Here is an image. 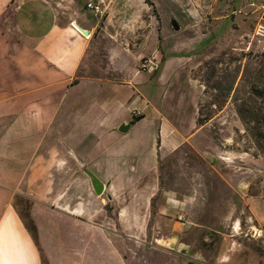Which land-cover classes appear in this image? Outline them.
I'll list each match as a JSON object with an SVG mask.
<instances>
[{"label":"rangeland","instance_id":"obj_1","mask_svg":"<svg viewBox=\"0 0 264 264\" xmlns=\"http://www.w3.org/2000/svg\"><path fill=\"white\" fill-rule=\"evenodd\" d=\"M77 1L84 9L86 0ZM128 1L126 6L127 0H120L116 21L108 26L109 39L150 59L170 56L168 70L180 58L183 86L168 88V96L188 116L193 112L189 102L175 104L171 94L190 95L198 88L195 116L203 123L195 137L162 158L157 121L134 122L124 133L116 129L113 155L107 154L115 171L110 176L99 172L107 157L97 158L94 137L80 146L65 143L72 155V205L83 202L81 231L100 234L108 242L104 264L112 258L120 264H223L225 255L227 264H239L255 248L244 235L248 209L243 204L264 210V38L256 35L264 24V0H150L149 8L142 0ZM84 13L80 24H93L92 13ZM155 73H149L150 103L161 107L166 86L161 87ZM87 99L85 94L83 102ZM258 112L261 122L253 119ZM60 115L51 130L69 128L71 120ZM77 115L82 124L78 131L84 130L92 112L87 119L84 111L71 118ZM86 169L110 181L101 195L92 189ZM23 198L26 205L29 198Z\"/></svg>","mask_w":264,"mask_h":264},{"label":"crops","instance_id":"obj_2","mask_svg":"<svg viewBox=\"0 0 264 264\" xmlns=\"http://www.w3.org/2000/svg\"><path fill=\"white\" fill-rule=\"evenodd\" d=\"M103 4L105 13L98 18L77 0H0V264H104L108 242L100 234L81 231L83 202L72 205V155L65 143L80 146L94 137L91 141L100 149L97 158L107 157L99 163V172L110 176L115 171L107 154L113 155L111 139L119 138L115 131L121 123L157 121L160 158L190 141L202 127L194 108L199 90L192 89L191 80L190 95L171 94L175 104L189 102L191 115L181 113L168 96V88L183 86L181 59L168 70L170 56L150 59L140 50L111 42L108 26L116 21L120 0ZM85 10L95 21L82 26ZM144 58L151 62L146 69ZM150 72L166 86L161 107L150 103ZM62 105L66 109L61 110ZM79 111L86 119L92 112L81 131V116L71 118ZM59 113L71 120L69 128L51 130ZM23 197L29 198L26 205ZM243 207L248 209L244 235L256 249L239 264H264V210L248 203ZM235 223L233 236L239 233ZM107 253L114 257L112 251ZM229 259L225 255L222 263ZM108 264L120 263L112 258Z\"/></svg>","mask_w":264,"mask_h":264},{"label":"water","instance_id":"obj_3","mask_svg":"<svg viewBox=\"0 0 264 264\" xmlns=\"http://www.w3.org/2000/svg\"><path fill=\"white\" fill-rule=\"evenodd\" d=\"M172 23V27L175 29V30H178L180 28V25L172 20L171 21ZM82 32L84 34H87L88 32L86 30H83L81 29ZM132 123V122H130ZM130 123H121L119 126H118V130L121 131V132H126L129 127H130ZM208 158L209 159H212L213 156L211 154H208ZM81 165H83V163H80ZM85 173L86 175L89 177L90 179V183H91V186H92V189L94 190V192L99 196L101 195L103 192H104V188H105V183L102 182L101 180H99L93 173H91L90 171H88L87 169L85 170ZM173 241L170 242V246L173 247L172 245ZM179 250L183 251V249L185 248H178Z\"/></svg>","mask_w":264,"mask_h":264},{"label":"built area","instance_id":"obj_4","mask_svg":"<svg viewBox=\"0 0 264 264\" xmlns=\"http://www.w3.org/2000/svg\"><path fill=\"white\" fill-rule=\"evenodd\" d=\"M105 0H88L86 2L85 8L91 11L96 17L101 18L105 13ZM256 35L264 38V24H259L256 29ZM150 60L144 58L142 60V69H146L150 66Z\"/></svg>","mask_w":264,"mask_h":264},{"label":"trees","instance_id":"obj_5","mask_svg":"<svg viewBox=\"0 0 264 264\" xmlns=\"http://www.w3.org/2000/svg\"><path fill=\"white\" fill-rule=\"evenodd\" d=\"M147 3H149L150 5H153V3L150 1V0H145ZM260 118H261V114L258 112V113H256L254 116H253V119L256 121V122H261V120H260ZM134 120L135 119H137V117H134L133 118ZM203 120L201 119V118H197V122L201 125L203 122H202ZM133 123V122H132ZM29 229H31V231H35V229H34V226H33V224H30V227H29Z\"/></svg>","mask_w":264,"mask_h":264},{"label":"bare ground","instance_id":"obj_6","mask_svg":"<svg viewBox=\"0 0 264 264\" xmlns=\"http://www.w3.org/2000/svg\"><path fill=\"white\" fill-rule=\"evenodd\" d=\"M78 26H79V24H78ZM236 226V225H235ZM233 230H235V229H233ZM236 232V231H235Z\"/></svg>","mask_w":264,"mask_h":264}]
</instances>
